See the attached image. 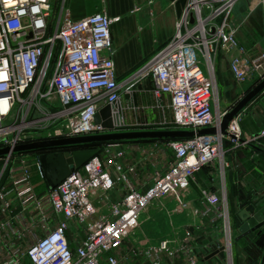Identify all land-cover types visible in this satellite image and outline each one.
Masks as SVG:
<instances>
[{"label": "built area", "instance_id": "obj_1", "mask_svg": "<svg viewBox=\"0 0 264 264\" xmlns=\"http://www.w3.org/2000/svg\"><path fill=\"white\" fill-rule=\"evenodd\" d=\"M54 1L0 0V148L105 133L94 123L97 112L106 105L115 112L121 96L148 77L154 99L171 111V130L217 126L227 111L215 101L210 60L220 49L229 53L237 88L264 79V46L256 57H247L236 39L237 26L229 19L238 0H188L172 38L123 81L111 58L112 20L106 13L74 20L62 0L58 21L51 27ZM253 7L261 10L264 31V0ZM240 116L230 121L225 136H194L152 147L106 143L43 194L30 183L33 167L46 183L38 155L1 156L0 264H119L116 250L146 208L176 196L180 182L213 166L223 138L234 146L242 143ZM258 136H264V130ZM166 150L171 152L169 160L164 158ZM142 151L146 165L136 157ZM199 201L195 213L209 216L211 222L226 221L224 200L215 193L203 190ZM190 235L185 232L184 243ZM168 250L169 242L161 240L144 251L152 264H160V254Z\"/></svg>", "mask_w": 264, "mask_h": 264}, {"label": "crops", "instance_id": "obj_2", "mask_svg": "<svg viewBox=\"0 0 264 264\" xmlns=\"http://www.w3.org/2000/svg\"><path fill=\"white\" fill-rule=\"evenodd\" d=\"M75 1L77 7H67L72 19L78 20L93 13L105 12L112 20L111 58L118 78L131 76L166 45L172 38L175 23L182 18L188 2ZM148 1H151V4H148ZM263 33L261 16L260 50L254 56L245 52L247 57L254 58L261 52L264 46ZM230 59L229 53L220 49L214 58L213 67L220 76L218 83L223 93V106L220 108L226 111L231 110L253 85L249 84L244 93L233 86V76L229 70ZM223 78L229 82L225 83ZM149 83L143 79L130 88L129 95L121 96L116 111L119 112L120 120L122 118L120 125L127 130L158 120V113L151 110L149 90L153 86L151 83L149 87ZM164 99L167 104V96ZM131 104L134 105V110L129 108ZM167 109L171 118V111ZM240 115L242 143L234 146L227 138H223L220 157L213 166L203 168L193 180L180 182L176 187V196L157 201L156 206L162 204L161 207L166 212L164 215L167 223L172 227L170 233L162 238H149L143 230L139 232L133 227L131 235L123 240L122 246L116 250L119 264H152L145 256L144 250L148 246H156L161 240L169 242V250L160 254V264H188L190 259H193L195 264H264V225L248 234L240 232L244 223L243 216L248 214L250 218L260 214L264 219V136H258L259 132L264 130V91L258 94ZM136 157L140 163L147 164L144 151ZM218 171L221 174H218ZM211 176L214 177L213 181L210 180ZM33 186L37 194H43L49 189L48 185L41 181ZM40 187L42 189L37 190ZM203 190L215 193L224 200L226 221L219 219L211 222L209 216L202 217L195 213L196 210L200 211L199 199ZM175 200H182V203ZM249 207L253 208V213L246 211ZM149 214L145 211L137 223L143 224L148 218L159 216L158 212L152 213L151 216ZM185 232L191 234L188 243L183 241ZM214 253L216 254L213 255Z\"/></svg>", "mask_w": 264, "mask_h": 264}, {"label": "water", "instance_id": "obj_3", "mask_svg": "<svg viewBox=\"0 0 264 264\" xmlns=\"http://www.w3.org/2000/svg\"><path fill=\"white\" fill-rule=\"evenodd\" d=\"M194 22V18L190 17V23ZM238 55L235 52V56ZM264 91V79L247 91L237 104L229 111H227L220 119L217 126L201 129L198 131L188 130H132V131H115V125L112 120V109L109 105L101 108L94 117V123L100 125L105 133L71 137L58 138L51 140H40L29 143L16 145L14 147L0 148V157L9 153H25L32 151H41L49 149H62L78 145L86 144H106L122 141L135 140H179L189 139L194 136L201 135H227V127L230 121L235 118L258 94ZM98 149L78 150L71 153L52 152L39 156V161L44 170L45 180L50 189L58 185L64 178H66L72 171L79 169L97 153ZM253 213V208L249 207L246 210ZM244 223L240 227V232L248 234L255 231L264 225V219L260 214H255L253 217L247 215L243 216ZM224 249V248H223ZM221 249V250H223ZM214 253L213 255H215Z\"/></svg>", "mask_w": 264, "mask_h": 264}, {"label": "rangeland", "instance_id": "obj_4", "mask_svg": "<svg viewBox=\"0 0 264 264\" xmlns=\"http://www.w3.org/2000/svg\"><path fill=\"white\" fill-rule=\"evenodd\" d=\"M255 2H257V0H238L235 3V5L233 6V8L230 12V15H229L230 22H232L234 24L236 23V25H237L238 31L236 32V39H237L238 44L244 49L246 54L248 52V54L250 56H254L259 52L260 40H261L260 39V36H261V10L259 7H253ZM61 3H62V0H55L54 1V5L52 6V11H51V27H53V26L55 27V25L58 21ZM76 4H77V2L75 0H66L65 1V7L66 8L70 7L71 9H74L75 7H77ZM111 44H112V41H111ZM215 53H216L215 56H214V53L211 54V60H210L211 65L213 67H214V58L217 55V51ZM215 63H217V58L215 60ZM52 65H53V62H52ZM142 67H140V68H142ZM50 69H51V66H50ZM213 73H215L213 75L214 98H215L216 103L218 102V107H221V106H223V102H222V99H223L222 94L223 93L221 92L220 85L218 83V78L220 76L216 72L215 68H213ZM133 74H131V75H133ZM215 77H216V81H215ZM120 79H124V78H120ZM223 79H224L225 83L229 82L226 78H223ZM146 80L148 82H150L149 87H151V83H152L151 79L148 77ZM233 84H234V82H233ZM249 84L251 85V83H246L240 89L237 88L235 86V84L233 86H235L239 91L240 90L243 91V93H244V91H246L245 88H248ZM229 86L232 87L231 84H229ZM149 91H150V96H151V104H150L151 110L156 111L158 113V120L153 121L151 123H144L141 125H137V126H135L136 128L127 130L126 128H124V126L120 125V122L122 123V118L120 120L119 112L115 111L112 113V120H113L115 125H120V126H117L115 131H132V130H139V129L140 130H171L173 128V126L171 124L172 118L169 117L168 109L166 108V106H164V108H162L161 106H163V105H161L158 101H156L154 99V97L152 95V88H150ZM129 92H131V91H129ZM226 92H224V93H226ZM219 100H220V104H219ZM129 108L131 110L135 109L133 104H131L129 106ZM214 110H217V104H216V106H214ZM216 113H217V111H216ZM165 142L154 140V141L145 142V143L139 142L138 144H141L144 146L148 144L147 146L152 147L153 144L160 146L159 144L165 143ZM60 151H59V149H57V151H54V152H60ZM165 157L168 160L171 159V152L166 150V152L164 154V158ZM40 181L41 180H40L39 176L35 172V167H33L32 173L30 176V183L32 185H34L35 183H38ZM41 189H42V187H40L39 189L37 188V190H41ZM167 199H168V197H167ZM175 202L182 203V200H175ZM156 204L157 203H154V205H151L148 208H146V212L150 213L149 214L150 216L152 215V213L158 212L159 216L157 218L156 217L155 218H148L147 221L143 222V224L142 223L141 224L136 223L134 226V228H136L139 232H141L143 230V233L145 234V236H148L149 238L150 237L162 238L165 235H167L168 233H170L171 228H172L167 223V218L164 215V214H166V212L163 210V208L161 206H156Z\"/></svg>", "mask_w": 264, "mask_h": 264}, {"label": "trees", "instance_id": "obj_5", "mask_svg": "<svg viewBox=\"0 0 264 264\" xmlns=\"http://www.w3.org/2000/svg\"><path fill=\"white\" fill-rule=\"evenodd\" d=\"M120 78H123V77H120ZM119 78V81H123L124 79H120ZM258 83V82H257ZM257 83L253 84L252 86H250L248 88L247 91H249L253 86H255ZM150 141H154V140H135V141H122V142H118V143H125V142H134V143H139V142H142V143H145V142H150ZM156 141V140H155ZM163 142L165 141H169V140H162ZM104 145V144H86V145H78V146H72V147H67V148H62V149H59V151H63V150H70V151H78V150H91V149H98ZM54 151H57V149H49V150H41V151H32L30 153H33V154H36L38 156L42 155V154H46V153H51V152H54ZM26 153V152H25ZM28 153V152H27Z\"/></svg>", "mask_w": 264, "mask_h": 264}, {"label": "bare ground", "instance_id": "obj_6", "mask_svg": "<svg viewBox=\"0 0 264 264\" xmlns=\"http://www.w3.org/2000/svg\"><path fill=\"white\" fill-rule=\"evenodd\" d=\"M155 203H157V201Z\"/></svg>", "mask_w": 264, "mask_h": 264}]
</instances>
